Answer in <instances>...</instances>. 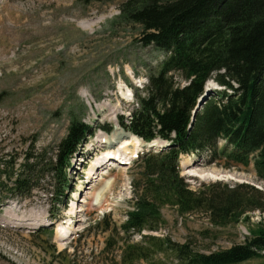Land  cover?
<instances>
[{
    "label": "rangeland",
    "instance_id": "374dc122",
    "mask_svg": "<svg viewBox=\"0 0 264 264\" xmlns=\"http://www.w3.org/2000/svg\"><path fill=\"white\" fill-rule=\"evenodd\" d=\"M58 1L0 0V169L6 176L11 175L28 157L38 153L47 162L67 135L73 119L90 125L93 134L79 148L78 154L86 157L85 162L73 159L70 168L61 173L46 166L48 173L30 194L9 196L4 192L6 176L0 179V264L113 263L111 254L105 253L107 239L132 209V181L138 176L132 167L141 150L130 154L127 163L109 169L110 164L102 159L104 140L119 132L118 118L129 117L136 106L137 92H143L149 76L159 72L167 56L157 46L143 42L140 23L122 17L121 7L128 0H62L66 5H58ZM24 5L27 9L38 5L35 12L48 16L46 23L54 18L56 23L48 28L50 33L41 30L30 38L24 28H18L26 20ZM62 16L76 22L71 27L57 24ZM86 26L87 30L83 29ZM43 42L50 46L35 53ZM73 46L79 48L77 56L71 52ZM26 52L31 57H23ZM13 59L16 60L11 62ZM31 66H35L31 72L41 69L45 78L38 75L36 84L21 87L19 82L26 78L24 68ZM119 83L133 94L122 98ZM211 88L222 89L215 82ZM103 126L112 132L102 129ZM91 143L103 145L87 160ZM118 152L122 153V149ZM205 159L206 155L203 158L195 154L181 160L190 161L189 169L231 173L237 180L264 189V180L257 176L253 163L227 168L223 163L209 164ZM7 161L15 164L13 169L11 164H5ZM97 161L103 164L96 165ZM185 171L183 167L182 174L194 189L201 182H214ZM63 173L68 184L65 189ZM106 179H111V183L107 185ZM95 191L100 196L91 200ZM162 214L166 223L160 233L181 243L191 239L201 249H225L242 243L252 229L264 226V213L260 211L227 226L213 225L206 215L199 213L181 215L171 205L162 207ZM64 227L70 228L72 235L58 238ZM134 238L140 239L139 235Z\"/></svg>",
    "mask_w": 264,
    "mask_h": 264
},
{
    "label": "trees",
    "instance_id": "16d2710c",
    "mask_svg": "<svg viewBox=\"0 0 264 264\" xmlns=\"http://www.w3.org/2000/svg\"><path fill=\"white\" fill-rule=\"evenodd\" d=\"M121 15L140 23L143 42L167 56L143 92H137L129 117L120 116L119 123L145 141L168 145L139 154L132 209L111 232L105 253L111 254L112 264H264V226L252 229L245 242L218 250L150 233L166 223L162 207L167 205L181 215H206L217 226L247 220L256 210L264 213V191L253 184L201 182L194 189L180 169L182 155L197 153L227 168L253 163L264 180V0H128ZM210 79L222 89H211L207 97ZM91 132L73 119L47 162L41 153L30 154L11 175L0 169V179L6 176L4 192L30 194L48 173L46 166L66 172ZM62 179L65 188L66 173Z\"/></svg>",
    "mask_w": 264,
    "mask_h": 264
},
{
    "label": "bare ground",
    "instance_id": "6f19581e",
    "mask_svg": "<svg viewBox=\"0 0 264 264\" xmlns=\"http://www.w3.org/2000/svg\"><path fill=\"white\" fill-rule=\"evenodd\" d=\"M26 3L28 4V2H26ZM45 4H47V3H45ZM39 5L41 6V4H39ZM58 5H66V4H64L62 0H59L58 1ZM24 6L26 8V5H24ZM24 6H23V8H24ZM35 9H38V5H30L29 9L26 8V11L23 10V11H25L24 14L26 16V20L24 22L21 21L23 19V16H19L20 18L22 17L21 20L18 19L20 22H22L18 28L19 29L24 28V29H22L23 32H26L30 38H31V36L32 37L35 36V34H37V32L41 31V30H44V32L46 31V33H48V32L50 33V31H48V28L52 27L56 23V22L53 21L54 18L50 22L46 23L45 19H46V17L48 18V16L44 15V13L43 14L42 13L41 14H39V13L36 14ZM20 10H22V9H20ZM62 11L64 12V10H62ZM20 12H22V11H20ZM71 15L73 17H77L78 16L76 14H71ZM53 16H55V15L53 14ZM49 17H50V14H49ZM71 21L69 19H67L66 16H62L61 18H59L57 20V24L71 27L73 25V23L76 22V20L74 18H72ZM80 22L78 21L79 24H81ZM89 27H91V25ZM84 28L87 30L88 27L86 26V27H83V29ZM49 46L50 45L48 43H46V42L44 43L43 42L42 44H40L38 46V48L36 49L35 53H42ZM27 52H26L27 55H25V56L23 55V57L26 58V57L29 56V54ZM71 52H72V54L74 56H77L79 54V48L77 46H73V49H71ZM16 55H18V54L16 53ZM29 57H31V56H29ZM15 60L16 59H13L11 62H14ZM11 62L9 61V63H11ZM35 66H31L29 68H24V70H26V72L24 73L26 75V78L22 82H19L21 87L24 86V85L28 87V86H32L33 84H36V79H37L38 75H41L42 78H45V75H43V72H42L41 69L38 70V72H36V71L35 72H31L30 71ZM25 67H28V66H25ZM128 70H129V72L131 74L132 72L130 71L129 68H128ZM19 72H22V71L19 70ZM41 81H42V79H41ZM120 83L118 85V90H119V94L121 93V97L123 96V97L127 98L129 95L131 96L133 93H131L132 91L130 90V88H128V87L125 88L124 84L122 83V85H120ZM120 90H121V92H120ZM189 127H191V125H189ZM117 129L119 130V132L117 134L115 133L114 136H112L110 138H107V140H104L105 142L102 140V142L105 143V146H103L104 149H105L103 151L105 156H103L102 159L105 158V160H109L111 165L112 164L118 165V164L122 163V161L128 162L129 155L130 154L131 155L137 154L138 150L142 149V146H144V142L137 135H131L130 133L123 131L118 126H117ZM153 142H154L155 145H160V144L166 145L165 144L166 141H164V140L157 139V140H155ZM102 145L103 144H101V146H100V143L99 144L91 143V145L89 147V149L91 150V155H89V153H87V155H86L87 156V160L91 158V156L94 154L95 151H99L98 147H102ZM89 149H88V151H89ZM120 149H122V153L118 152ZM115 153H117L116 154L117 157L113 158L112 156ZM88 155H89V157H88ZM188 157H190V156H188ZM79 159H83V158H79ZM83 160L85 162L86 157ZM102 162H98L96 165H98V164L102 165L103 164ZM182 165L184 167V171L186 170L185 173L187 172V174H189V175H196V176H198L200 178H212V179H217V180H219V179L227 180V179H229L227 177H231V178L234 177V176H232L233 174H231V173H217V172H220V171H212L210 169H204V170H201V168L199 170L197 168L189 169V165H190V161L189 160L183 161ZM110 183H111V179H106V184L108 185ZM99 196H100V192L96 193V191H95V193L93 194L91 200H94V198L96 200H98ZM42 223H46V222H42ZM35 227L36 226H34L32 228H35ZM69 233H70V228H65L64 227V228H61L59 230V233L57 234V237L58 238H62V237H65L66 235H68Z\"/></svg>",
    "mask_w": 264,
    "mask_h": 264
},
{
    "label": "water",
    "instance_id": "95a60500",
    "mask_svg": "<svg viewBox=\"0 0 264 264\" xmlns=\"http://www.w3.org/2000/svg\"><path fill=\"white\" fill-rule=\"evenodd\" d=\"M144 143H145V142H144ZM145 146L156 147L157 145H155V144H153V145H146V144H145ZM162 146H163V144L158 145V147H162Z\"/></svg>",
    "mask_w": 264,
    "mask_h": 264
}]
</instances>
